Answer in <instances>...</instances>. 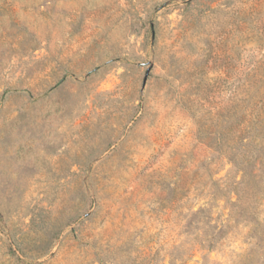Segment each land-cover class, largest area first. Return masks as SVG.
<instances>
[{
    "label": "rangeland",
    "instance_id": "rangeland-1",
    "mask_svg": "<svg viewBox=\"0 0 264 264\" xmlns=\"http://www.w3.org/2000/svg\"><path fill=\"white\" fill-rule=\"evenodd\" d=\"M0 264H264V0H0Z\"/></svg>",
    "mask_w": 264,
    "mask_h": 264
},
{
    "label": "trees",
    "instance_id": "trees-1",
    "mask_svg": "<svg viewBox=\"0 0 264 264\" xmlns=\"http://www.w3.org/2000/svg\"><path fill=\"white\" fill-rule=\"evenodd\" d=\"M213 238H214V237H213ZM207 241H208V240H207ZM210 242L212 243V242H213V240H209V241H208V243H210ZM209 246H211V245L209 244Z\"/></svg>",
    "mask_w": 264,
    "mask_h": 264
}]
</instances>
